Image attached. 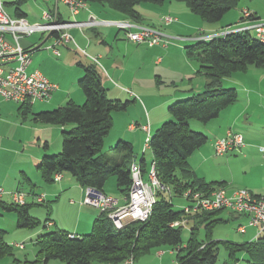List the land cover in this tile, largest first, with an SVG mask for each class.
Segmentation results:
<instances>
[{"label": "trees", "instance_id": "16d2710c", "mask_svg": "<svg viewBox=\"0 0 264 264\" xmlns=\"http://www.w3.org/2000/svg\"><path fill=\"white\" fill-rule=\"evenodd\" d=\"M27 1L18 0L15 4L22 5ZM84 1L107 7L137 23L143 20L137 10L142 3L185 2L194 14L208 24L219 23L240 3V0ZM18 15L23 17L24 14L19 12ZM185 50L189 57H195L199 64L197 74L204 76L208 83L204 92L171 104L168 107L170 120L151 135L152 163L164 189L156 193L149 219L130 222L118 230L108 215L100 212L90 234L73 236L62 229L44 232L37 239V246L39 256L46 262L121 264L130 259L136 261L153 250L168 246L175 251V260L179 264H218L219 244H222L228 251L230 262L227 264H238L239 253L246 255L248 264H264V232L257 239L242 243L213 240V229L226 222L217 216L226 209L188 214L185 208L175 209L171 200L172 196L185 197L189 190L209 197L216 189L217 183L206 182L191 168L190 157L208 142V136L191 130L190 121L206 124L238 100L236 89H224L223 82L225 78L237 72H246L250 67L264 69V44L251 31L237 30L195 40ZM80 66L84 70L79 81L85 96L84 104L70 100L52 111L37 114L33 113L30 103L20 106L23 120L33 115L42 123L70 127L63 132L62 151L45 155L37 168L47 183H52L56 174H70L83 188L91 187L102 192L106 181L115 177L121 195L127 196L132 184L131 165L137 162L133 160V145L119 141L112 149L114 155L104 154L102 150L113 128V113L125 111L132 101L123 102L108 97V90L103 84L104 74L96 63L90 60L86 64L80 63ZM139 163L143 172L147 173L144 152ZM186 199L188 201L189 197ZM4 208L16 213L19 228L36 229L41 226V221L30 215L28 205L12 202L4 204ZM177 221H186V224L173 227L172 224ZM186 226H190L191 237L183 246L182 232ZM202 227L206 231V240L198 238ZM10 251L11 247L0 231V257Z\"/></svg>", "mask_w": 264, "mask_h": 264}, {"label": "crops", "instance_id": "0c3cea01", "mask_svg": "<svg viewBox=\"0 0 264 264\" xmlns=\"http://www.w3.org/2000/svg\"><path fill=\"white\" fill-rule=\"evenodd\" d=\"M17 1L18 0H2L6 12L13 18L20 17L18 13L21 12L24 14L23 17L30 23L43 22L44 11L54 10L57 11L59 19L63 22H87L92 18H95L98 22H103V24L84 30L77 28L71 29L70 34L74 39V43L71 42L56 46V38L47 34H39V37H35L36 34H34L19 40L21 46L31 52V63L28 68L34 67L33 69L40 71L52 83L58 86L50 100L31 104L34 114L43 111H52L60 107V105H55L57 101H60L61 106L65 105L70 100L75 102L72 87L74 83L80 81L84 75V70L80 66V63L86 64L94 57L98 58V66L102 69V73L107 81H117L118 79L121 80L123 84L127 85L126 87L128 89H125L114 82L117 87L121 88L123 94L129 96L130 100H132L131 104H139L137 101H139L140 97H135L129 88L139 89L143 93L145 83H148V79L151 78V76L153 82L156 80L159 85L171 83L169 86H176L177 80L167 82L163 77L162 73H164L166 69L154 67L158 66L160 63L162 64L164 62L163 59L160 58L156 63L151 64V59L156 56L153 50L155 48L165 50L163 49L165 48L164 46L149 45L146 42H130L126 40L124 33H120L121 30L116 26L105 24V22L111 23L119 20H127V18L120 13L97 3H87L85 9L81 10L76 16H72L68 7L61 0H28L22 5L15 4ZM31 1L33 3L28 4ZM175 2L176 1L154 4L151 5V7L157 13H165L160 14L161 16L159 19L162 20L161 17L163 15H177L175 13V8L178 6L179 9H181L183 5L182 2ZM262 2H264V0H240L237 23L239 24L241 12L244 9L252 11L255 19H263L264 12L261 10L260 5ZM8 4L12 5L10 8L11 11L6 7ZM18 7L19 10H17ZM177 21L178 20L175 19L173 23ZM162 24L163 23H159V26H156L151 22H147L145 18L142 20V25H153V27L160 28ZM220 28H217L215 25H212V27L208 29L206 28V34L201 35L203 36L201 38L208 39L217 35ZM88 30H92V32L87 33ZM5 37L15 44V40L11 35L5 34ZM198 38L200 37H193V41ZM52 41L53 43L48 47V51L50 52L37 54L39 51L43 50V45L45 43L49 44L48 42ZM39 47L40 49L38 50ZM53 47H56L60 52L59 56L54 53ZM60 48H64L65 55L63 56V60L59 59L62 56ZM82 51H85V53ZM166 53L168 52L166 51ZM53 54L57 58L54 57ZM133 57L135 58L134 62L139 64L130 75V81H128L126 77L128 75L129 65L131 63L133 64ZM149 65L154 68L149 69ZM68 66L73 69V75L70 78L63 75V69L65 67L69 68ZM249 70H252L251 67L247 71ZM109 71L114 73V78L109 75ZM197 71L198 70L195 68L194 70L185 72L181 81L188 77L189 85L186 89L178 93V88H175L177 91L170 92V96H168L164 102H161L160 106L167 107V113L164 109L163 114L155 119V121L151 118V115H148V120L145 119L142 125L136 121V124L128 122L126 125L120 128L118 127V131H116L112 143L117 141L131 143L134 148L133 160L140 162L142 157L139 158L138 152H136L135 149L137 147L139 148L140 143L144 141L143 136L147 133L144 127H149L150 135H152L153 130L156 131L164 121L171 118L168 112V107L171 103L173 104L175 101L178 102L182 99L185 100V98L188 99L205 91L208 80L204 76L198 75ZM154 73L156 74L154 75ZM233 75L227 78H236L233 77ZM227 78L225 79L227 80ZM195 79L197 81H195ZM200 79L202 80L199 81ZM153 84L148 87H152ZM241 85L242 89L241 93L238 94V100L224 109L217 118L206 124L201 123L203 125H198L190 121V128L194 127L193 129H198L197 131H201L208 136V142L190 157L189 162L192 170L198 177L203 178L208 183L213 182L218 184L214 192L219 189H225L227 194H232L238 189H247L257 195H264V155L259 151V147L264 145V91L261 90L260 86L254 88L252 84L249 85L243 81ZM65 101L67 102L65 103ZM21 105L22 104L13 101L5 100L0 96V186L4 187L7 191H25L28 194L26 205L29 206V212L34 205L38 204L35 199L36 195L45 194V200L49 197L59 200L63 194H66L64 200L65 204L68 206H80V208L77 209V219L74 221V224L68 226L63 223L59 217L55 216L54 220L47 221V223L44 224V228H55V230L62 229L73 236L89 233L92 230L94 222L100 216V211L94 206L82 203L85 195L84 188L76 182L74 177L62 174L61 180H57L55 178L56 176H54V181L50 184L56 182L58 184L53 186L49 185L46 192L39 191L44 188V181L42 180L43 176L37 166L41 159L49 153L53 145L55 146L54 151H60L63 147V132L68 126L42 125L40 124L42 122L35 120L33 115L27 120H23L20 115ZM119 123L123 124V121H119ZM229 131L241 134L244 137L245 146L219 156L215 152V143L224 138ZM260 154H262V156H260ZM19 157L20 159H18ZM239 161L246 163L244 167L245 170H243L240 175L234 170V165ZM25 187L27 188L24 190ZM121 198H123V196L120 197V199ZM73 199L77 200V202ZM8 203H12V200L8 202L3 198L0 202V208L7 211L4 208V204ZM96 210L99 212H96ZM228 211L231 213V218H238L237 232L245 239L244 242L256 239L258 229L249 224L248 217L235 214L230 210ZM30 215L32 216L33 214L30 213ZM240 227H244L245 232H239L238 229ZM70 229L74 232H69ZM27 230L26 240L29 239L34 248L29 247L28 242H26V244L24 243L25 248L23 249L15 246V244L18 243H15L13 246L17 248V250L26 249V264H50L52 260L46 262L44 258L39 256V247L37 246V239L40 236V234H38L39 227ZM0 231L3 232L4 241L8 243L5 240L6 232L3 230ZM10 247V253L0 257V264L20 263L17 259V255L13 254L15 252L12 246ZM158 254L163 256L165 252L160 251ZM6 256L14 257V259L4 258ZM132 264H140V262L133 261ZM160 264L166 263L162 261Z\"/></svg>", "mask_w": 264, "mask_h": 264}, {"label": "built area", "instance_id": "2783aa9c", "mask_svg": "<svg viewBox=\"0 0 264 264\" xmlns=\"http://www.w3.org/2000/svg\"><path fill=\"white\" fill-rule=\"evenodd\" d=\"M69 9L72 16H76L81 10L87 7L84 0H61ZM168 25L175 21L171 16L162 18ZM43 22L30 23L24 17L13 18L5 10L2 0H0V96L8 101L19 104L48 101L58 86L52 83L40 71L35 70L27 72L31 63V52L21 46L19 40L23 37H29L34 34H47L56 38V46L65 43H74L70 30L77 28L84 30L92 28L103 22H98L95 18L87 22L69 21L63 22L59 19L57 11H44ZM112 24L123 31L126 38L135 43L146 42L149 45L167 46L168 41L158 28L142 25L131 20H119L115 22H105ZM253 31L256 38L264 44V21L255 19L252 11L244 9L241 12V20L234 30L222 33L225 35L231 31ZM5 34H9L15 40V44L10 42ZM216 36V35H215ZM206 39V38H200ZM54 48V53L60 55V52ZM85 53V51H82ZM91 61L99 65L98 58H91ZM147 132V138L144 145V151L150 147L151 135L149 127H144ZM245 146L244 137L233 131L216 141L215 152L217 155L238 150ZM260 153L264 155V145L259 147ZM57 180H61L62 175H55ZM132 184L127 196L116 198L105 194L102 191L91 187L84 188L85 205L96 207L100 212L106 213L113 222L116 229L120 230L128 223L133 221H146L149 219L153 206L156 202V193L164 189L160 183L155 165L152 163L147 173H144L139 162L131 165ZM9 196L16 205H26L28 194L24 191H7L0 186V202ZM189 197V206L185 212L193 214L199 211H216L219 209H228L235 214L248 217L249 224L258 229L256 239L264 232V195H257L247 189H238L232 194H227L225 189H219L213 192L209 197L200 192L192 190L187 191L185 198ZM37 203H44L43 194L36 195ZM186 221H177L172 224L173 227L185 225ZM239 232H245L244 227H240ZM18 248H25L24 243L15 244ZM173 251V250H172ZM175 253V251H173ZM133 260L126 261L132 264ZM179 264L178 262H176ZM108 264V263H98Z\"/></svg>", "mask_w": 264, "mask_h": 264}, {"label": "rangeland", "instance_id": "374dc122", "mask_svg": "<svg viewBox=\"0 0 264 264\" xmlns=\"http://www.w3.org/2000/svg\"><path fill=\"white\" fill-rule=\"evenodd\" d=\"M33 2L31 1L28 4H32ZM176 3V2H175ZM151 3H142L139 6H137V10L139 11V13L142 15L143 18H145V20H147V22H151L153 24H155L156 26H159V23H163L162 26H160V28H158L164 35H166V40L168 41L167 46L162 50L160 48H155L153 51L156 54L155 57H153V59H151V64L156 63V61L158 59H163L164 62L161 64H159L158 66H154L156 67H161L163 69H166V71L163 74V77L165 78V80L167 82L173 81V80H177V84L176 86H169V84L171 83H166V84H161L159 85L156 80L153 82L152 80V76L151 78L148 79V83H145V89L143 91V93L138 89H130L129 90L132 92V94L135 95V97H140L139 101H137V105L135 104H131L127 107V109L125 111H117L113 113V128L110 132V134L107 136L106 141H105V145L104 148L102 150V153L104 154H110V155H114V153L112 152V149L115 148L116 144L119 142H115L112 143L114 140V135L116 133V131H118V127H122L124 125H126L128 122H132L133 124H136V121L138 123H140L141 125L143 124V122H145V119H147L148 115H151V118L155 121V119H157L158 117H160V115L163 114L164 109L165 112L167 113V107L164 106H160L161 102H164L168 96H170V92H175L177 90H175V88H178V93L181 91H184L186 89V87L189 85L188 83V77H186L183 81L182 78L184 77V73L189 71V70H194L195 68L198 70L199 68V64L196 61L195 57H189L186 53L185 47L189 46L190 44L194 43L193 41V37H203L201 35L206 34V30L209 27H212V25L217 26V28H220L218 30L217 35L222 34L226 31H230V30H234L236 29V27L239 25L237 23L238 21V16H239V8H235L232 11H230L229 13H227L223 19L217 23V24H208L206 21H204L200 16L194 14L189 8L188 6L185 4V2H182L181 6L182 8L179 9V7L177 6L175 8V13L177 15H170L171 17H173L174 19H177L178 21L176 23L173 24H168L166 25L163 22V17L165 16H169L168 14L163 15L161 17L162 20H160V14H165V13H157L154 11V9L151 7ZM261 5V10L264 12V2L260 3ZM6 7L8 8L9 11L10 8L12 7V5L8 4L6 5ZM69 10V9H68ZM264 21V18L261 19ZM162 21V22H161ZM142 24V22H141ZM187 25V26H186ZM153 26V25H152ZM207 28V29H206ZM100 29V28H99ZM92 30H88L87 33H91ZM120 33H124L123 31H121ZM252 34H254L253 31H251ZM125 35V33H124ZM35 37H39V34H36ZM126 37V35H125ZM198 38V39H200ZM197 39V40H198ZM126 40H128L126 38ZM130 41V40H128ZM131 42V41H130ZM49 44H44L43 45V50L39 51L37 54L40 53H48L50 51H48V47L50 46V44L53 43L52 42H48ZM55 44V43H54ZM157 47V46H156ZM64 48H60L61 54L62 56L59 58L61 60H63V56L64 54ZM166 51L168 53H166ZM152 55V54H150ZM54 56V54H53ZM56 57V56H54ZM57 58V57H56ZM134 57H133V64L131 63L129 65L128 68V75H127V80L130 81V75L135 71L134 69L138 66L139 63L134 62ZM69 67V66H68ZM153 66L149 65L148 68H154ZM34 68V67H33ZM33 68H27V72L31 73L33 72ZM159 68V69H161ZM252 70H249L247 72H238L237 74H234L233 77L236 78H227V80L225 79L223 82V88L224 89H228V88H236V91L238 94L241 93V89H242V85L241 82H246L249 85L252 84V86L254 88L257 87H261V90L264 91V69H260V68H256V67H251ZM72 71V72H71ZM156 73H154L155 75ZM63 75L67 76V77H71L73 75V69H71V67L67 68L65 67L63 69ZM106 75V73H105ZM109 75L112 76V78H114V73L112 71H109ZM237 75V76H235ZM202 79H200L199 81H201ZM195 81H197L195 79ZM79 82V81H78ZM77 81L74 83L73 87H72V92L74 94V100L76 103L78 104H84L85 102V98H84V94L82 93L80 87H79V83ZM114 82L119 85L122 88L128 89L125 85L123 84V82L121 80L115 81H107L106 79L103 81L104 87L108 90V97L112 100H121L123 102L125 101H132L130 100L129 96L126 94H123V92H121V88L117 87ZM154 83V84H153ZM151 84H153L152 87H148ZM161 87H159V86ZM69 87V86H68ZM129 99V100H126ZM186 99V98H185ZM183 100V99H182ZM67 101H65L66 103ZM176 102V101H175ZM64 103V104H65ZM172 104V103H171ZM55 105H60L61 103L60 101H57L55 103ZM128 110V111H127ZM170 120V119H168ZM166 120V121H168ZM119 121H123V124H120ZM164 121V122H166ZM192 123H197L198 125H203L200 122L196 121V120H191ZM42 125H50V124H45V123H40ZM194 127H191V130L195 131V132H201V131H197L198 129H193ZM70 130V127H67L66 130ZM155 129V128H154ZM155 133V130L152 131V135ZM147 138V133H145V136H143V143H140V147L136 148L135 151L138 152L137 154L139 155V158H141L143 155L142 153L144 152V158L146 160V164H147V168L150 169L152 162H153V154L152 151L149 148H147L144 151V145H145V141ZM63 148V147H62ZM62 148L60 149V151H54L55 146L53 145L51 147V150L49 151V153H47V155H52V154H58L62 151ZM118 155V154H115ZM240 156V155H238ZM260 156H262V154H260ZM20 159V157L18 158ZM246 163L244 162H237L234 165V170L235 172L242 173L245 167ZM69 177H72L70 174H65ZM43 185L44 188L39 190L41 192H46L47 187L53 186V185H57L58 183H54V184H50L47 183L43 177H42ZM4 188V187H3ZM27 187L24 188V190ZM104 191L106 192V194L116 197V198H120L122 197L120 191L117 188V183H116V178L115 177H110L105 184L104 187ZM25 192V191H24ZM45 199L46 196L45 194H43ZM30 198V197H29ZM66 198V194H63L59 200L53 198L51 199L50 197L47 198V200H45L44 203H38L37 205H34L31 210L30 213H32L34 217L38 218L41 220V226L39 227V233L40 236L44 233V232H49V231H53L55 230V228H49L46 227L44 228V224H46L47 221L50 220H54V217L57 216L59 217L63 223L67 224L68 226H71L74 224V221L77 219V209L80 208L79 205H75V206H68L67 204H65L64 200ZM168 199H170V197L168 196ZM74 201L77 202V200L73 199ZM172 203L174 205V208L177 210H181L186 208L187 206H189V201H187V199L185 197H177V196H172L171 197ZM5 201H11V198L9 196L5 197ZM98 210H96L97 212ZM100 211V210H99ZM98 211V212H99ZM100 213V212H99ZM217 218H221V219H229L226 220L225 223H220L218 224L212 232V239L213 240H224V241H228L231 243H242L244 242V238L242 237L241 234H239L237 232V226H238V218H231V213L228 210H225L224 212H222L221 214H219L217 216ZM0 230L5 231V240L9 243L10 246H12V249L15 253V255H17V259L18 261H20L19 264H26V249L25 250H17V248H15L13 245L15 243H25L28 242V246L31 248H34L33 244L31 243V241L26 240V231H28L27 229L24 228H18L17 226V216L15 212H8L5 211L3 209L0 208ZM69 232L73 233L74 231H72L71 229L69 230ZM91 231L89 233H85L84 235L90 234ZM35 235V234H34ZM191 237V232H190V226H186L183 229L182 232V240H183V246H186L187 242L189 241ZM199 240H206V231L204 229V227H202L199 231V236H198ZM17 251H21V252H17ZM163 251L165 252V254L163 256H160L158 254V252ZM219 256H218V264H227L230 262L229 260V255H228V251L225 248L224 245L219 244ZM4 258H13L11 256H6ZM238 258L240 259L238 264H248L246 262V255L244 253H239L238 254ZM176 255L174 252H172V249L168 246H164L161 248H158L156 250H153L151 253L140 257L138 260L140 264H160L162 261H164L166 264H177L176 263ZM62 262L59 260H52L50 264H61ZM64 264V263H63ZM123 264V263H121ZM127 264V263H126Z\"/></svg>", "mask_w": 264, "mask_h": 264}]
</instances>
